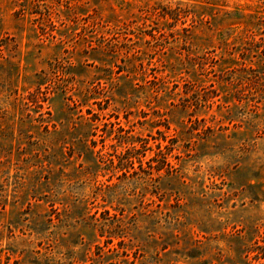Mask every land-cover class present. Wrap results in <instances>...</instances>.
Instances as JSON below:
<instances>
[{"label": "rangeland", "instance_id": "1", "mask_svg": "<svg viewBox=\"0 0 264 264\" xmlns=\"http://www.w3.org/2000/svg\"><path fill=\"white\" fill-rule=\"evenodd\" d=\"M0 264H264V0H0Z\"/></svg>", "mask_w": 264, "mask_h": 264}, {"label": "trees", "instance_id": "2", "mask_svg": "<svg viewBox=\"0 0 264 264\" xmlns=\"http://www.w3.org/2000/svg\"><path fill=\"white\" fill-rule=\"evenodd\" d=\"M169 165V164H168Z\"/></svg>", "mask_w": 264, "mask_h": 264}]
</instances>
